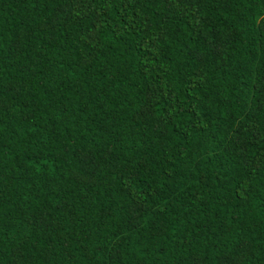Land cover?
Returning <instances> with one entry per match:
<instances>
[{
  "label": "trees",
  "instance_id": "obj_1",
  "mask_svg": "<svg viewBox=\"0 0 264 264\" xmlns=\"http://www.w3.org/2000/svg\"><path fill=\"white\" fill-rule=\"evenodd\" d=\"M0 264H264V0H0Z\"/></svg>",
  "mask_w": 264,
  "mask_h": 264
}]
</instances>
